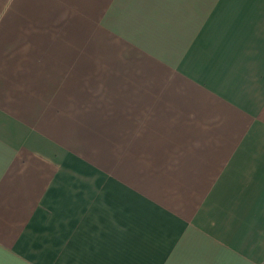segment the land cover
I'll list each match as a JSON object with an SVG mask.
<instances>
[{
	"label": "crops",
	"instance_id": "obj_1",
	"mask_svg": "<svg viewBox=\"0 0 264 264\" xmlns=\"http://www.w3.org/2000/svg\"><path fill=\"white\" fill-rule=\"evenodd\" d=\"M0 264H264V0H0Z\"/></svg>",
	"mask_w": 264,
	"mask_h": 264
}]
</instances>
